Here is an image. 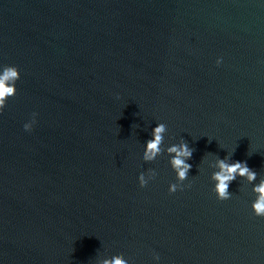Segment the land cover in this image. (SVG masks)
Listing matches in <instances>:
<instances>
[{"label": "water", "instance_id": "obj_1", "mask_svg": "<svg viewBox=\"0 0 264 264\" xmlns=\"http://www.w3.org/2000/svg\"><path fill=\"white\" fill-rule=\"evenodd\" d=\"M4 66L20 78L0 110V264H264L251 212L264 0H0ZM160 123L161 154L145 162ZM182 140L193 154L181 184L167 148ZM226 157L256 179L218 201Z\"/></svg>", "mask_w": 264, "mask_h": 264}, {"label": "clouds", "instance_id": "obj_2", "mask_svg": "<svg viewBox=\"0 0 264 264\" xmlns=\"http://www.w3.org/2000/svg\"><path fill=\"white\" fill-rule=\"evenodd\" d=\"M217 66L221 64V59L216 60ZM20 78L19 72L15 66H4L0 70V110L6 106L9 98L15 95V82ZM36 113L32 114V119L29 123L23 125L24 131L30 132L33 124H35ZM166 126L163 123L157 124L151 131V139L145 142V150L143 152V160L145 162L153 161L161 154V145L163 143ZM167 153L172 156L170 165L176 174L177 181L182 182L187 179L191 165L186 161L191 159L193 150L187 142L181 141L167 148ZM224 160H217L218 171L212 176L214 183V194L218 201H226L230 198L229 185L237 179V177L245 178L249 183L256 179V173L252 171L245 162L233 161L231 163ZM139 186L144 188L149 180L145 178L144 173L138 177ZM183 188L177 183L171 184L168 188L169 195L182 191ZM255 194L254 202L251 205V212L255 217L264 218V179L256 184L253 189ZM154 260H159L158 256L153 257ZM103 264H127V261L122 255L113 256L111 259H105Z\"/></svg>", "mask_w": 264, "mask_h": 264}]
</instances>
